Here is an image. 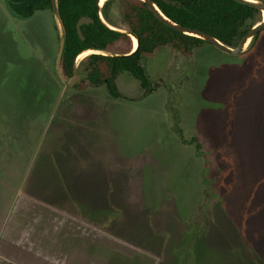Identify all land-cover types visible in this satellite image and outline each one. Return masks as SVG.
I'll use <instances>...</instances> for the list:
<instances>
[{
  "label": "rangeland",
  "instance_id": "rangeland-1",
  "mask_svg": "<svg viewBox=\"0 0 264 264\" xmlns=\"http://www.w3.org/2000/svg\"><path fill=\"white\" fill-rule=\"evenodd\" d=\"M110 2L120 16L123 3ZM53 16L20 18L0 0V144L11 139V165L29 164L34 176L71 168L73 180L83 173L98 185L92 217L136 256L126 264H264V45L240 56L161 47L142 64L164 83L143 96L122 73L113 98L86 75L72 87L58 78ZM131 37L102 53L132 49ZM90 53L75 60L77 73Z\"/></svg>",
  "mask_w": 264,
  "mask_h": 264
},
{
  "label": "trees",
  "instance_id": "trees-1",
  "mask_svg": "<svg viewBox=\"0 0 264 264\" xmlns=\"http://www.w3.org/2000/svg\"><path fill=\"white\" fill-rule=\"evenodd\" d=\"M107 1L111 0H104L103 5ZM120 1L123 3L120 17L126 26L124 30L111 28L105 24L100 16L99 0H56V8L66 32L60 61V70L66 79L73 75L74 70L76 71V57L91 51L82 61L86 73L84 80L87 84L104 85L111 97L120 98L122 94L117 89L115 80L119 74L127 73L138 81L146 95L151 92L150 78L142 64L146 56L152 55L161 47H169L189 56L202 45L208 44L202 39L168 28L141 0ZM154 1L167 18L183 26L202 30L229 47L238 44L247 30L253 26L247 25L248 22L257 17L260 19L261 14L254 7L236 0H172L176 5L162 0ZM6 4L11 12L20 18L30 17L40 10L51 11V0H6ZM81 17L92 20L81 25L82 38L76 30V23ZM130 34L138 41L134 52L112 55L102 53L109 45L122 39L128 40ZM263 45L264 29L255 35L243 54L253 52ZM102 65L105 71L102 70ZM201 209L200 206L197 208L196 216L201 214Z\"/></svg>",
  "mask_w": 264,
  "mask_h": 264
},
{
  "label": "crops",
  "instance_id": "crops-1",
  "mask_svg": "<svg viewBox=\"0 0 264 264\" xmlns=\"http://www.w3.org/2000/svg\"><path fill=\"white\" fill-rule=\"evenodd\" d=\"M115 3L107 1L103 5L104 1H99L100 16L111 28L123 30ZM53 17L59 40V26ZM133 49H128L126 43L121 52ZM9 140L0 144V183L11 190L6 211L0 212V264H126L127 259L136 258L107 230L102 215L92 217L88 195L98 185L83 173V180H73L75 170L71 168H38L34 176L29 164L11 165L16 153ZM21 173H25L22 179ZM12 182H16L14 187L9 186ZM3 203L5 200L0 198ZM101 208L95 211L101 212ZM137 263L145 262L138 258Z\"/></svg>",
  "mask_w": 264,
  "mask_h": 264
},
{
  "label": "water",
  "instance_id": "water-1",
  "mask_svg": "<svg viewBox=\"0 0 264 264\" xmlns=\"http://www.w3.org/2000/svg\"><path fill=\"white\" fill-rule=\"evenodd\" d=\"M141 1L148 7V9L153 13V15L160 22H162L165 26H167L168 28H170L176 32H179L181 34H185L188 36H193V37L202 39L203 41L210 44L212 47H214L219 52L224 53L226 55H230V56L242 55L244 53V51L246 50V48L248 47V45L250 44V42L252 41V39L255 37V35L259 31L264 29V19H261V21H259L258 23H256L255 25H253L252 27H250L247 30V32L239 40L238 44L235 47H229V46L221 43L220 41H218L212 35L204 32L202 30L183 26V25L178 24V23L172 21L171 19L167 18L163 13L160 12V10L156 6L154 0H141ZM162 1H164L168 4H171V5H176L175 2L172 0H162ZM236 1H238L242 4L254 7L255 9L259 10L261 13L264 12V1H261V0H236ZM51 12L54 14V16L57 20L59 29H60V35H59V40H58V49H57V54H56V58H55V71L58 75V78L61 80V82H63L68 87H72V86L76 85L77 83H79L81 81V79L85 77L86 74L77 73L74 70L73 75L70 78L66 79L62 75L61 70H60V61H61V55H62V51H63V47H64V40H65L66 32H65V28L63 26L61 17L59 15V12L57 11V8H56V0H51ZM91 21H92L91 19L85 18V17H81L77 21L76 30H77V34L79 35L80 38H82L81 29H80L81 25L88 24ZM130 36L134 37L131 34H130ZM135 40L137 41L136 38H135ZM137 45H138V41H137ZM134 50H135V48L130 53L134 52ZM89 52H91V51H87V52H84L82 54L89 53ZM130 53H128V54H130ZM82 54H80L79 56H81ZM79 56H77V57H79ZM77 57H76V59H77ZM160 81L162 82L163 79H160ZM158 85L159 84H154L152 86L151 90L155 91L156 88L158 87Z\"/></svg>",
  "mask_w": 264,
  "mask_h": 264
},
{
  "label": "flooded vegetation",
  "instance_id": "flooded-vegetation-1",
  "mask_svg": "<svg viewBox=\"0 0 264 264\" xmlns=\"http://www.w3.org/2000/svg\"><path fill=\"white\" fill-rule=\"evenodd\" d=\"M101 2V1H100ZM132 45V43L130 42V46ZM137 47V46H136ZM135 47V48H136ZM132 48H133V46H132ZM76 65V64H75ZM150 78V77H149ZM160 79H163V81L161 82L160 81ZM164 78L163 77H157V78H154V79H150V86H149V88H152V86L154 85V84H162V83H164ZM139 84V83H138ZM74 86H76V85H74ZM139 88H142L140 85H139ZM152 91V90H151ZM142 95L144 96V93H143V91H142Z\"/></svg>",
  "mask_w": 264,
  "mask_h": 264
},
{
  "label": "bare ground",
  "instance_id": "bare-ground-1",
  "mask_svg": "<svg viewBox=\"0 0 264 264\" xmlns=\"http://www.w3.org/2000/svg\"><path fill=\"white\" fill-rule=\"evenodd\" d=\"M100 1L103 2L104 0H100ZM262 19H264V12L262 13ZM132 46H133V48H135L137 46V41L135 39L133 40Z\"/></svg>",
  "mask_w": 264,
  "mask_h": 264
},
{
  "label": "built area",
  "instance_id": "built-area-1",
  "mask_svg": "<svg viewBox=\"0 0 264 264\" xmlns=\"http://www.w3.org/2000/svg\"><path fill=\"white\" fill-rule=\"evenodd\" d=\"M133 40H134V37H131V41H132V43H133Z\"/></svg>",
  "mask_w": 264,
  "mask_h": 264
}]
</instances>
